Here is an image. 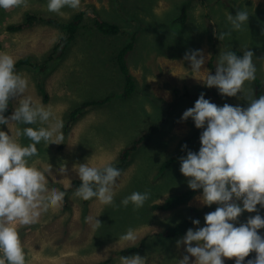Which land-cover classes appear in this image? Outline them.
<instances>
[{"label": "rangeland", "instance_id": "1", "mask_svg": "<svg viewBox=\"0 0 264 264\" xmlns=\"http://www.w3.org/2000/svg\"><path fill=\"white\" fill-rule=\"evenodd\" d=\"M47 3L48 0H28L27 7L0 8V52L9 53L15 60L28 55L33 61L43 60L58 39L59 30L42 22L20 31H8L7 24L20 21L25 11H42L45 15L67 19L76 11L87 10L77 37L58 64L50 63V68L43 72L29 66L18 69L29 80L27 95L46 107L50 106L56 118L63 122L61 131L65 143L46 145L41 142L37 145L39 156L31 161L41 169L48 163L52 165L53 176H47L49 188L62 191L60 186L79 178L72 171L74 164L86 162L99 167L112 163L135 137L148 132L152 125L159 126L146 135L122 169L114 205H101L95 198L84 204L73 196L75 191H72L65 196L61 209L50 210L41 216L39 223L19 229L26 264H94L105 259H110L108 264H120V257L126 256L120 253L121 249L138 242L152 229H164L177 222L187 213V206L202 209L200 225L191 228L205 226L204 215L210 210L196 199L202 193L172 210L152 208L167 195L189 187L188 178L180 172L179 157L187 154L181 146L186 143L189 150L198 152L202 129L196 128L191 118L187 121L180 118L186 109L194 106L202 92L206 99L218 106L228 103L247 107L248 101L237 97L227 100L216 97L219 94L216 87L207 88L197 79L204 72L193 73L190 61L183 57L188 50L202 49L206 60L201 71L205 69L215 74L220 52L231 49L243 52L246 48L254 53L256 76L264 82V21L261 20L264 0H81L78 10L65 7L63 15L49 12ZM89 4L94 6L95 12L87 7ZM238 9L249 13L243 31H233L215 43V32L227 31L230 28L227 15H235ZM183 10L186 18L179 22L177 19ZM94 13L117 23L122 32L118 35L100 34L93 24ZM207 13L212 19L206 17ZM134 33L133 47L127 53L126 61L136 80V88L130 96L121 97L124 78L115 55ZM212 56L213 69L209 66ZM40 83H44L49 95L46 102L39 91ZM245 87L255 92L253 82H246ZM242 95L238 93V96ZM107 96V101L91 107L65 135V116L73 106L86 99ZM12 104L11 114L17 101L13 100ZM3 126L8 131L7 126ZM14 127L23 128L24 125ZM20 142L24 145L30 143L23 137ZM173 155H178L177 159L161 176V163ZM63 163L68 169L67 177L57 171ZM134 191L151 194L144 206L135 211L133 205L124 207L120 203ZM257 210L264 218V208L257 205ZM256 214L244 211L237 219L238 226ZM89 216H97L102 226L93 230L85 222ZM129 228L137 236L135 242L120 239ZM258 233L264 236V228ZM183 236L162 238L150 235L144 249L137 254L146 257L147 264H177V260L187 254L183 245L176 246V241ZM255 255V252L250 253V259ZM233 259L224 258V263Z\"/></svg>", "mask_w": 264, "mask_h": 264}, {"label": "clouds", "instance_id": "2", "mask_svg": "<svg viewBox=\"0 0 264 264\" xmlns=\"http://www.w3.org/2000/svg\"><path fill=\"white\" fill-rule=\"evenodd\" d=\"M80 5L81 0H48L47 10L63 15L65 7L78 10ZM21 6L27 7L28 0H0V8L4 10ZM248 19L249 13L244 9H238L235 15L229 13L226 20L230 28L215 35L223 40L233 31H243ZM253 57L254 53L246 48L242 56L233 51L220 52L215 74H211L205 69L201 71L206 60L202 49L184 54L183 59L190 61L193 73L204 72L201 78L194 77L205 87H216L222 97L245 99L248 106L228 103L218 106L202 92L180 118L181 121L191 118L195 127L202 129L198 152L189 150L186 143L181 146L187 154L179 157L180 172L188 178L190 189L202 190L196 197L202 205L217 207L204 215L205 226L187 229L176 241L177 248L183 245L187 253L177 264H224V258H235V264H245V258L252 252L256 255L246 264H264V236L258 233L264 228V218L257 210V205L264 208V94L256 98L253 89L245 87L246 82L256 80ZM15 64L12 55L0 52V125L8 129L0 130V264H26L19 229L39 223L41 216L50 210L61 209L67 195L66 191L49 188L47 176H53L51 164L41 169L31 162L39 156L37 145L41 142L65 143L63 122L50 106L27 95L29 80L16 71ZM13 100L17 106L6 116ZM38 123L47 126H29ZM22 137L30 143L22 144ZM57 171L67 177L66 164H60ZM72 171L81 181L74 197L84 201L95 198L101 205H114L117 181L122 175L119 168L110 162L99 167L85 162L74 164ZM63 186L68 189L71 184L66 182ZM150 195L148 191H134L120 203L124 207L133 205L135 211L144 206ZM244 211L257 214L236 226ZM96 217L85 218L93 230L102 226ZM192 223L200 225V220L193 219ZM120 239L135 242L137 236L129 228ZM120 264H147V260L134 254L121 256Z\"/></svg>", "mask_w": 264, "mask_h": 264}, {"label": "trees", "instance_id": "3", "mask_svg": "<svg viewBox=\"0 0 264 264\" xmlns=\"http://www.w3.org/2000/svg\"><path fill=\"white\" fill-rule=\"evenodd\" d=\"M201 1L203 2L204 0ZM87 7L95 12V8L93 5L89 4L87 5ZM86 12L87 10L81 9L73 13L69 18L62 19L61 17H58L56 15H45L43 14L42 11L40 12L25 11L23 14V18L20 21L7 24L6 29L11 32L20 31L26 27L33 25L36 22L49 24L59 30V37L51 47L50 52L47 54L45 59L33 61V58L30 55L20 57L16 59V64H15L16 71L18 72V69L21 66H29L32 69H38L39 71L43 72L50 68V63L58 64L61 61V59L64 57L68 46L77 37L79 30L83 25V19ZM206 15H207L206 17L212 19L210 13H207ZM185 18H186V12L185 10H183L180 18H178L177 21L184 22ZM261 20L264 21V17L261 18ZM93 24L96 30L100 34L118 35L122 32L121 27L117 23L100 18L95 13L93 14ZM135 34L136 33H134L131 36L130 40L126 42L115 55V59L124 78V87L123 90L120 92L121 97L130 96L136 88V80L132 75V73L130 72L126 61V55L133 47V40L135 38ZM218 41H219L218 38H216L215 43H218ZM229 51L235 52L237 56L243 55V52L237 49H231ZM213 59L214 58L212 56L209 61V66L212 69H213ZM253 83L255 85L254 93L256 98H258L259 95L264 94V82L261 78L256 76V80L253 81ZM39 91L42 94L43 101L45 102L48 101L49 95L47 94L44 83L39 84ZM216 97H218L221 100H227L232 98L226 96L222 97L220 94H216ZM108 98L109 97L107 96L98 99H86L80 102L79 104L73 106V108L70 109L65 116V120H66V126L64 127L65 135L67 134L68 132L67 130L72 126V124L76 122L78 119H80V117L83 116L91 107L102 105L105 101L108 100ZM12 106H13L12 101H10L9 107L5 112L6 116H9L11 114ZM158 126L159 124L152 125L149 127L148 132L140 134L137 137H135L131 143L125 146L118 153L116 159L112 162L113 166L119 168L122 171L125 165H127L131 160V157L133 153L137 150L138 146L141 143H143L144 139L146 138V135L156 131L158 129ZM0 130H5L3 125H0ZM177 157L178 155L170 156L161 163L159 167V173L161 176L166 174L169 166L177 159ZM80 183L81 181L79 178H73L70 180V184H71L70 188L65 189L64 186H60V189L62 191H66L67 193H69L75 191L79 187ZM184 188L185 189L179 192L171 193L167 195L162 202L154 203L152 205V208L155 210H162V211L172 210L177 207L186 205L192 197H194L198 193H202V190L194 191L189 187H184ZM82 201L84 204H87L91 200L89 201L82 200ZM216 207H217L216 204H213L210 207L205 206V208L209 209L210 211H214ZM187 209H188L187 213L182 215L183 217L177 222L166 226L164 229H152L148 235L142 237L138 242L128 245L125 248L121 249L120 253L126 256H131L139 253L144 249L146 244V238L150 235H156L162 238H176L185 235L187 229L191 228L194 225L192 223V220L199 219L202 214V209L198 207L187 206ZM235 225L238 226V221L235 222ZM248 259H250V254L248 257L245 258V264ZM109 261L110 259H105L96 262L94 264H108ZM224 264H235V258L230 262H226Z\"/></svg>", "mask_w": 264, "mask_h": 264}]
</instances>
